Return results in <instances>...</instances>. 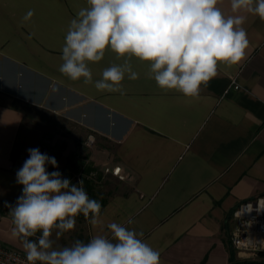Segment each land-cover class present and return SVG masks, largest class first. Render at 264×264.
Masks as SVG:
<instances>
[{"label": "crops", "instance_id": "obj_1", "mask_svg": "<svg viewBox=\"0 0 264 264\" xmlns=\"http://www.w3.org/2000/svg\"><path fill=\"white\" fill-rule=\"evenodd\" d=\"M84 6L86 0H0V242L24 251L12 234L10 211L22 195L16 174L28 149L55 157L58 168L48 165L49 173L74 169V138L67 133L65 146L56 144L51 155L50 129L28 120L35 108L95 135L94 164L120 180L101 203V223L85 219L84 231L53 233L54 247L87 243L94 235L111 238L107 225L116 222L143 232L160 264H230L232 214L264 195V20L233 13L230 0H221L226 16L245 17L243 61L220 64L199 94L188 97L158 87L149 64L133 58L139 78L126 75L121 94L59 71L70 21ZM29 10L34 15L24 21ZM113 63L122 60L111 51L90 63L93 81Z\"/></svg>", "mask_w": 264, "mask_h": 264}, {"label": "clouds", "instance_id": "obj_2", "mask_svg": "<svg viewBox=\"0 0 264 264\" xmlns=\"http://www.w3.org/2000/svg\"><path fill=\"white\" fill-rule=\"evenodd\" d=\"M221 0H86L70 21L62 46L59 71L73 81L94 83L97 90L122 92V81L136 80L131 60L150 66L158 87L188 97L217 75L218 66L237 65L246 58L249 40L242 27L245 17L225 15ZM233 13L246 11L264 20V0H230ZM34 15L29 10L24 21ZM107 51L122 60L93 81L90 63ZM29 158L18 170L22 195L11 207L12 234L19 237L28 264H160V253L144 242L143 232L119 223L107 225L111 238L94 235L85 243L54 247L56 238L75 229L79 215L93 226L101 223V204L90 199L82 180L62 178L55 157L28 149ZM264 210V197L257 201ZM251 208V205H248ZM129 224L133 221L129 220ZM40 235H37V234ZM35 237V239H31Z\"/></svg>", "mask_w": 264, "mask_h": 264}, {"label": "rangeland", "instance_id": "obj_3", "mask_svg": "<svg viewBox=\"0 0 264 264\" xmlns=\"http://www.w3.org/2000/svg\"><path fill=\"white\" fill-rule=\"evenodd\" d=\"M28 116L31 119V122L43 123L50 129V133L47 136L46 146L49 149L51 155L56 153L55 145L57 144L60 148L65 146L67 133H70V138H74L76 143L74 155V169L71 171L63 172L62 178L69 179L73 184H77L82 180L83 187L89 195L90 199L97 200L100 204L106 199V197L114 192L119 185L120 180L107 174L103 173L98 164H94V158L97 151L100 149L98 146V141L95 135L92 136L93 142L89 141V134H84L80 129L71 126V124L66 123L61 120L58 116L54 114H48L45 112H40L38 109H33L28 112ZM60 133L59 135H54ZM85 182L89 184L90 189H86ZM85 229V218L83 215H79L76 218V226L73 231L76 233L78 230L84 231ZM72 232V231H71ZM80 236H85V232L79 233ZM79 236V235H78ZM240 254V253H239ZM243 258H237L238 260L242 259H259V257L254 256L251 253L243 254Z\"/></svg>", "mask_w": 264, "mask_h": 264}, {"label": "built area", "instance_id": "obj_4", "mask_svg": "<svg viewBox=\"0 0 264 264\" xmlns=\"http://www.w3.org/2000/svg\"><path fill=\"white\" fill-rule=\"evenodd\" d=\"M232 84L234 88H239L235 80ZM92 136L93 134H89L90 142L94 141ZM262 197L264 195L242 202L232 214L234 226L230 234V244L238 253H251L256 256L259 251L264 250V210H258L257 205ZM0 264H28L26 253L0 242Z\"/></svg>", "mask_w": 264, "mask_h": 264}, {"label": "trees", "instance_id": "obj_5", "mask_svg": "<svg viewBox=\"0 0 264 264\" xmlns=\"http://www.w3.org/2000/svg\"><path fill=\"white\" fill-rule=\"evenodd\" d=\"M85 186L86 189H90V186L88 183L85 182ZM228 249L230 252V257H229V261L230 264H253V262H262L264 261V250L259 251L257 253V257H259V259H242V260H238L235 256V249L230 245L229 241H228Z\"/></svg>", "mask_w": 264, "mask_h": 264}, {"label": "water", "instance_id": "obj_6", "mask_svg": "<svg viewBox=\"0 0 264 264\" xmlns=\"http://www.w3.org/2000/svg\"><path fill=\"white\" fill-rule=\"evenodd\" d=\"M253 264H264V261H262V262H253Z\"/></svg>", "mask_w": 264, "mask_h": 264}]
</instances>
